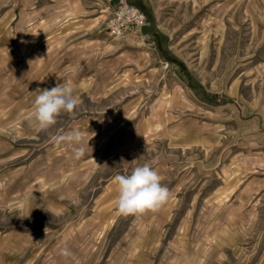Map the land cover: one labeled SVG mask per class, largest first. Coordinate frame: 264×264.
<instances>
[{
  "label": "crops",
  "instance_id": "0c3cea01",
  "mask_svg": "<svg viewBox=\"0 0 264 264\" xmlns=\"http://www.w3.org/2000/svg\"><path fill=\"white\" fill-rule=\"evenodd\" d=\"M117 1L0 0V87H11L3 107L0 89V264H264V200L242 204L264 199V190L247 189L249 154L243 151L250 148L237 140L241 123H259L260 117L236 107L218 120L221 126L173 127L141 144V135L162 131L146 119L141 128V110L134 114L141 90H130L141 86V40L137 60L118 75L112 56L101 63L88 56L91 44L108 41L106 20ZM158 1L136 0L148 23L114 39L141 38L146 27L143 36L165 62L157 42L169 41V53L173 35L161 25ZM65 83L73 86L78 107L59 115L49 130L36 129L32 111L39 90ZM100 93L117 104L99 109ZM120 125L116 140L99 143L106 126ZM74 129L84 135L79 159L58 140ZM126 143L134 149L101 158V151L120 144L126 150ZM144 163L158 171L170 197L156 212L123 215L114 177ZM82 207L91 218L89 231L104 224L99 253L83 254L80 225H67Z\"/></svg>",
  "mask_w": 264,
  "mask_h": 264
},
{
  "label": "rangeland",
  "instance_id": "374dc122",
  "mask_svg": "<svg viewBox=\"0 0 264 264\" xmlns=\"http://www.w3.org/2000/svg\"><path fill=\"white\" fill-rule=\"evenodd\" d=\"M129 1L136 4V0ZM204 1H158L161 25L173 35L171 47L174 52L168 48V53L165 49L169 41L160 42L166 52L177 59L175 64L169 59L162 62L153 54L154 47L148 37L143 36L146 27L142 28L141 38H138L139 35H129L118 40L109 36L106 43L95 42L91 44L92 51L88 56L99 63L105 61L106 56H112L113 73L118 75L124 66L134 64L137 60L136 46L141 40V86L130 90H141V103H137L139 107L134 114L141 110V128L147 125L143 124L145 119L158 122V127L162 128L160 133L146 132V135H141V144L150 143L166 129L173 127L205 129L221 126L218 120L230 117L233 111H237L236 107L241 111L246 109L248 115H258L259 123H241L242 131L237 137L245 145L243 147L250 148L243 151L249 154V164L243 166L246 183L250 184L247 189L258 192L264 190V0H209L208 7L203 6ZM251 19L253 21H249ZM128 48L135 54L131 56L126 51ZM157 48L160 50L158 42ZM182 63L185 71H181ZM174 73L190 90L176 80ZM10 88L9 85L0 87L4 95L2 107L7 98L6 91ZM101 95L98 97L99 109L106 111L111 104H117L105 100ZM211 95L221 102L213 104L208 101L207 97ZM229 104L233 105L232 110L226 107ZM217 106L223 108L215 109ZM108 126L99 143H103L107 137L116 140L121 134V125L115 126L113 130ZM122 147L120 144L115 149L101 151V158L134 149L127 143L126 150ZM250 200L259 203L264 199H242L244 207L252 205L248 203ZM229 214L232 216V212ZM67 221V225H80L83 254L100 252L101 240L105 238L103 223L97 222V233L89 231L87 227L91 225V218L84 207L73 210ZM91 240L94 241L93 245L89 244ZM96 240L98 242L95 244Z\"/></svg>",
  "mask_w": 264,
  "mask_h": 264
},
{
  "label": "clouds",
  "instance_id": "9594fccd",
  "mask_svg": "<svg viewBox=\"0 0 264 264\" xmlns=\"http://www.w3.org/2000/svg\"><path fill=\"white\" fill-rule=\"evenodd\" d=\"M78 104V97L69 83L39 90L33 105V126L40 131H47L56 124L59 115L74 113ZM58 140L72 147L74 158L79 159L85 154L84 135L80 130L74 129ZM161 181L158 171L149 163L134 167L128 174H117L114 177L117 210L123 215L158 211L170 197L169 189Z\"/></svg>",
  "mask_w": 264,
  "mask_h": 264
},
{
  "label": "built area",
  "instance_id": "2783aa9c",
  "mask_svg": "<svg viewBox=\"0 0 264 264\" xmlns=\"http://www.w3.org/2000/svg\"><path fill=\"white\" fill-rule=\"evenodd\" d=\"M148 23L146 13L129 0H118L106 20V30L112 37L123 35L130 26L141 27Z\"/></svg>",
  "mask_w": 264,
  "mask_h": 264
},
{
  "label": "trees",
  "instance_id": "16d2710c",
  "mask_svg": "<svg viewBox=\"0 0 264 264\" xmlns=\"http://www.w3.org/2000/svg\"><path fill=\"white\" fill-rule=\"evenodd\" d=\"M155 37H156V36H155ZM158 46H159L160 51L165 55V57H168L169 60H171V61H176V60H177V59L171 57V56L166 52V50L162 47L161 42L158 43ZM179 64H181V63H179ZM182 66H183V67H182ZM182 66H181V71H185V67H184L183 63H182ZM207 100L210 101V102H212L213 104H218V103L221 102V100H218V99L216 98L215 95H211L210 97H207Z\"/></svg>",
  "mask_w": 264,
  "mask_h": 264
}]
</instances>
